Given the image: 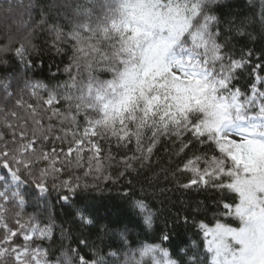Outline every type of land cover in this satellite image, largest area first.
I'll list each match as a JSON object with an SVG mask.
<instances>
[{
	"label": "snow or ice",
	"instance_id": "obj_1",
	"mask_svg": "<svg viewBox=\"0 0 264 264\" xmlns=\"http://www.w3.org/2000/svg\"><path fill=\"white\" fill-rule=\"evenodd\" d=\"M221 2L52 0L37 27L47 31L57 54L70 50L67 80L53 88L25 81L21 88L0 79V167L13 180L26 175L47 193L51 179L52 188L67 190L60 199L73 209L77 191L90 185L78 176L63 179L67 169L105 180L112 179L106 167L114 165L120 175L136 173L167 141L172 155L182 157L172 175H187L179 187L219 193L213 221L197 224L203 244L172 258L163 246L170 240L165 231L159 243L140 241L133 249L127 226L105 244L109 227L85 200L71 211L80 235L61 227L60 254L50 261L37 239L52 240L54 221L26 218L22 195L4 190L0 264H264V50L254 55L248 48L237 58L231 44L233 32L255 42L257 35L247 31L254 25L264 40V0L252 16L227 27L215 14ZM27 51L20 43L13 55L26 63ZM243 75L250 78L244 90L234 83ZM124 196L132 227L153 233L159 210L146 197ZM85 228L96 229L99 243L80 231Z\"/></svg>",
	"mask_w": 264,
	"mask_h": 264
},
{
	"label": "trees",
	"instance_id": "obj_2",
	"mask_svg": "<svg viewBox=\"0 0 264 264\" xmlns=\"http://www.w3.org/2000/svg\"><path fill=\"white\" fill-rule=\"evenodd\" d=\"M51 3L52 0H0V48H8L7 52L0 54V79L7 77L13 87L22 88L23 82L28 81L43 83L48 88H53L67 80L64 67L69 62L70 50L57 54L48 46L51 37L47 31L37 27L41 13L45 12ZM29 4L33 5L31 9L27 8ZM258 10L259 0H253L251 4L249 0H222L215 6V14L222 18V27H227L230 21L239 24L245 17L252 16L254 11ZM50 16L55 19V22L66 24L63 16L56 17L55 13H51ZM67 30L66 26L65 31ZM247 31L254 32L258 39L252 42L247 37L236 35L234 32L231 34L232 52L237 58L242 50L247 51L248 48L254 50V55H259L261 50H264V40L259 39V26H251ZM20 43L25 44L28 50L25 57L26 63L13 55V50ZM106 78H108L106 75H101V79ZM249 79L247 75H243L234 83L244 90ZM23 95L25 99H29L31 88L24 89ZM41 95L46 96V93L41 92ZM172 152V146L162 140L154 152L151 164L136 173L120 175L121 166L106 167V174L112 177L110 180L97 178L95 173L84 176V169L74 167L67 169L63 179L70 177L75 179L78 176L81 184L87 182L90 185L86 193L77 191L72 201L73 209L82 206L85 200L96 209L100 224L109 227L108 234L104 236L105 244L112 242L116 236V229L122 230L127 226L131 229L129 240L133 249L139 246L140 241L159 243L158 236L165 231L168 232L170 240L164 242L163 246L169 249L172 258H177V253L181 249L190 248L193 244L202 245L203 238L197 224L200 221L205 223L213 221L218 211L216 202L219 199V193L211 188L179 187V184L187 182V175L181 173L172 175L182 159L172 155ZM166 173L167 179H165ZM32 179L24 175L21 176L20 181H15L11 173L0 167V191L7 190L9 194L18 192L22 195L25 200L23 212L26 218L36 216L42 225L50 220L54 221L52 240L37 239V244L42 245L46 250L48 259L54 261L60 254L61 227L67 228L73 238L78 237L80 232L73 227L74 218L71 216L73 209L60 199L67 190L63 187L52 188V180L49 179V191L42 193L32 183ZM56 183L59 184L60 181L57 180ZM125 193L132 198L146 197L159 210L153 233L146 236L139 228L132 227L134 217L128 208ZM197 207L199 211H196ZM184 217H188L187 224L183 222ZM80 231L88 235L92 241H96V229L85 228ZM63 243L67 245L69 241L65 239ZM180 255L183 253L180 252Z\"/></svg>",
	"mask_w": 264,
	"mask_h": 264
}]
</instances>
